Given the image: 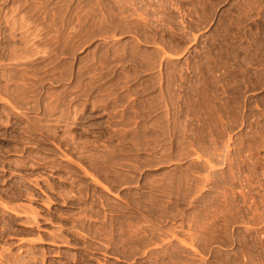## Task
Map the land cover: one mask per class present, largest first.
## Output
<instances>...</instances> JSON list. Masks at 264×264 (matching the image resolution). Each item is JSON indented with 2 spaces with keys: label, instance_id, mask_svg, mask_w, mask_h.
<instances>
[{
  "label": "rangeland",
  "instance_id": "1",
  "mask_svg": "<svg viewBox=\"0 0 264 264\" xmlns=\"http://www.w3.org/2000/svg\"><path fill=\"white\" fill-rule=\"evenodd\" d=\"M33 1L41 5V1ZM57 1L51 0L49 5L54 16L49 21L51 28L48 38L50 37L49 41L52 38L50 45L54 43V48L51 47L52 45L50 46L51 50H54L51 53L54 54H52L53 57L51 58L53 61L51 60V63H48V68L44 66L46 64L43 59V52L45 54V51H42L44 39L40 36L42 35L40 31L43 28V14L40 12L37 15L38 17H31L23 7H19L20 4L15 7L9 4L3 10V15L9 18L10 16L19 18V22L23 21L17 33L18 38L22 37L24 41L12 43L15 46L18 45L17 47L20 48L21 54H23L24 49V53L27 52L25 54L28 55H22L21 58H24L20 60V62L22 61V66H18L22 68L20 70L22 71V74L20 72L22 77H19L18 71L11 76L9 67H12L11 65H13L14 61H10L12 56L10 57L8 50H4L6 52L5 56L10 57V59L5 56L0 57V206L9 203L6 206L16 207L18 212H24L25 214H31L29 213L32 210L30 208L34 206L33 210L38 211L39 218L41 217L40 222L50 223L46 224L44 222L45 224L41 225V228L43 227V230H46L45 233L44 231L36 230L37 232L35 231L33 234V232H30V228L26 229L25 227L26 218H15L11 225L10 222H4L5 220L1 219V214L0 235L3 237L0 236V252H5L4 255L8 254L2 247L6 244L11 247V252H15L24 243H26V246L27 244L30 245V240L38 236L36 234L41 235L42 233L41 236L45 235L44 238H49L48 233L50 231H57L58 233V229H62L63 231L60 230L59 233L64 231L67 233V236L64 233L68 237L67 240L72 245L75 243L73 245L74 249L45 245V248L50 247L52 249L51 253L53 254L49 253V260L53 258L64 262V259L68 257L66 255L67 251H70L68 252L70 254L88 256L91 251L89 249L92 247L91 245L89 246L91 243L89 242L88 244L87 242V248L85 246L87 244L77 240L75 238L77 234L74 235V233L79 232L78 234H80L81 230H84V236L86 234L89 240H95L96 244H98L97 246L95 244L96 247L100 245V251L99 253L97 251V255H95L98 258L94 264H152L153 262L157 264V255L161 256V254L166 255L164 256L165 261H163L166 264L172 261L173 264H186V261H189L188 258H190V256H186L190 255L188 253H193L190 261H193V258L195 260L192 264H264V0H154L155 2L160 1V6H158L157 2H152V5L156 4V8L158 11L160 10V13L157 11V14L155 5L143 7L137 0H127V3L126 0H115L116 2H121H119L121 7L119 10H123V12L120 11L118 13V18L121 13H124L120 18L124 24L127 25L128 23L127 26L132 31H127L128 27L126 25L120 27L123 24L122 22L120 24V18L119 20H112L109 14L110 10L101 9V11L103 10L102 13L101 11L99 12V8L102 6L93 10L88 6L89 2L86 0H70L66 5L63 4L64 2L57 4ZM81 1L88 3V5L84 4L87 11L83 7V3L80 5ZM128 1L133 2L135 5L130 4L131 7ZM122 2H125L126 5L124 3L123 6ZM205 2H207V6H205ZM0 3L2 4V2ZM76 5L80 8L75 11L77 9ZM128 5L130 8H128ZM137 5L140 6L139 8H148V10L138 8L143 11L140 13L138 9H134ZM126 6L127 10H124ZM151 6L155 11H150L152 9ZM73 7L75 8L73 9ZM88 7L92 10V13ZM131 8L133 9L131 10ZM71 9L74 10L72 13ZM116 9H113L114 13L118 10ZM80 10L86 11L87 14L90 11L89 14L91 16L88 14L87 16L89 17H87L84 15L86 12L83 13ZM128 10L129 12H125ZM133 10L137 13H132ZM78 11L81 12L82 16L80 17L78 13L79 20L87 18L86 20H89V22L76 20L77 16L73 12ZM97 11L100 15H97ZM93 12L96 14H93ZM125 13L130 14L125 15ZM131 13L133 14L132 17H130ZM67 14L71 17L68 18ZM74 16L75 20L73 19ZM101 16L106 22L102 20ZM124 16L129 19V22L127 19L124 20ZM108 17L111 19L108 20ZM96 18L102 20L101 22H98L100 21L99 19L97 21L102 25V27L101 25L99 26L101 33L103 30L102 34L100 31H98L99 34H96L97 30H99L98 23L97 25L95 24ZM137 18L139 20L144 18L143 21L142 19L140 20L144 24L138 21ZM163 18L165 21H161ZM71 19L72 21H69ZM90 19L91 21L94 19L92 22L93 26L90 23ZM134 19L135 23H141V33L139 31L140 27L138 28L140 23L136 26L132 22ZM158 20L160 22L157 26L156 22ZM103 22L108 24L104 25ZM113 22H119V24H114ZM88 23L91 26H88ZM85 25H87V28L93 27V31L90 30L91 28H84ZM103 25L105 29L109 27L107 29L108 32L102 29ZM111 27L113 28L111 29ZM116 27H119V29ZM124 27L125 29L122 30ZM136 27L137 29H135ZM76 28H81L82 31L79 30L80 35L74 32L77 31ZM95 28L96 30H94ZM143 29H146V31L143 32ZM149 29H153L154 33ZM83 30H88L87 32L91 34L96 31L95 35L92 36L93 39H89L90 33L84 34ZM73 32L75 37L76 35L77 37L81 36L80 38H75L78 43L77 47L75 46L76 44H73L75 43L74 37L71 36ZM69 35L73 40L70 39L73 42H71V47L73 45L76 47L74 49L73 47L71 48L74 51L67 47H70L71 44L66 41ZM83 35H86L87 38L86 36L83 37ZM146 39L149 41L147 42ZM65 41L67 43L64 48ZM5 43L0 46H5V48L13 46ZM68 43L69 45H67ZM80 44L82 46H79ZM62 47L63 49H61ZM64 49L66 51L68 49V52H65ZM127 49L128 53L132 50L134 54H131L133 53L131 52L127 55ZM61 50H64L63 53L65 52V54H61ZM69 50L73 53L69 52ZM133 56L135 60L131 59ZM109 57H112V59H109ZM99 58L103 61H100ZM106 58L111 61H107ZM123 58L126 59L123 60ZM136 59L138 62H136ZM150 62L154 63V66ZM145 64L147 67L141 66L139 68V65ZM91 67L93 68L91 69ZM23 68L26 71L25 73H23ZM8 73L10 74L9 76ZM13 76L15 78H12ZM127 76L130 77L128 78ZM8 78L12 79H9L7 83ZM31 79L36 83H33L34 81ZM32 84H34V87H29ZM98 86H100L103 93L97 89ZM170 86L173 88L171 89ZM89 87L94 90L89 89ZM105 87H109V90ZM147 89L148 91H146ZM174 94H176L177 101L175 107L168 105V103L171 104V99L169 98ZM153 99H156L155 106L158 108L152 105L154 104ZM151 100L152 103H150ZM102 102L106 105L102 104ZM144 105L148 109L150 107V113H147L149 115L145 114L146 120H144L146 117L143 116V113L149 111ZM141 108L146 109V111L144 110L142 113ZM173 108L176 109L175 112ZM135 110L139 112L138 116L136 115L137 119L134 116L136 114ZM155 116L163 117L164 120L161 119L163 124L171 120L170 124H167V127L172 126L171 133L169 132L171 128H165L166 125H161L159 123L160 119L157 117L159 119L158 122ZM128 117H131L130 120L132 119L134 122L127 120ZM134 117L137 122L133 119ZM149 117L150 119H148ZM123 119L128 121L126 122L128 126ZM154 119L157 122L156 124L159 123L157 127ZM120 120L123 121L121 122ZM173 120L178 124L174 125L172 123ZM159 126L160 128H158ZM162 126L164 127L163 129ZM154 129H158L160 133ZM159 129L164 131L162 133V135L164 134L163 137L161 135L162 130L160 131ZM165 132L167 133L166 135ZM123 133L127 134V136ZM123 135L124 138L122 139ZM157 135L158 137H156ZM155 140L157 144H155ZM140 161L144 162L141 163ZM117 176L125 178L122 180V177L119 179ZM129 176H132L133 180L131 177L129 179ZM37 180H39L38 183ZM35 181L38 185L34 183ZM116 181H121L120 185L122 184V186H118L117 184L119 183ZM124 181H128L129 184L123 185ZM159 182L162 185L161 188L159 187L160 190L162 191L163 188L166 194H163L165 191L161 193L159 188H157ZM168 183H171L172 186ZM67 186L70 190L66 188ZM62 187L66 188L67 192ZM152 187L155 189L151 191ZM25 189L27 191L29 189L33 193L27 192ZM60 190L64 192L62 191V193ZM13 191L17 192V196ZM79 192L80 194L78 195ZM35 193L36 197L34 198L33 195ZM151 193L154 194L151 195ZM156 193L158 196L155 195ZM11 194L15 198L9 197ZM23 194L33 195L28 198V195L23 196ZM63 195L67 199L64 198L65 196L62 197ZM48 196L51 197V202L53 203L50 202ZM135 196H137L138 201H134L136 199ZM162 196L163 198H161ZM11 197L13 200H11ZM141 197L144 200L147 199L146 203L144 200H140ZM127 198L129 201L131 199V202L127 201ZM155 198L157 200L160 198V200L157 201ZM105 201L106 204L109 201L107 205ZM151 201H154L160 209ZM160 201L163 203H160ZM45 202L47 205L44 204ZM135 202H138L137 204H139L138 207L140 208H136L137 206L135 205L137 204ZM48 203H51L50 207ZM150 203L154 204L149 206L151 210L148 207ZM3 205L0 207V213H2ZM119 205H122L123 211L126 206V210L123 212L121 208H118ZM162 205H166V207ZM142 206H146L147 210L146 207L143 208ZM86 207L90 210L89 216L94 215L91 212L96 211V208L97 211L93 213L98 214L91 216L90 219L88 216L89 210ZM161 207H163L162 211L164 214L161 211ZM47 208L49 209L48 211ZM165 208L166 212L164 211ZM28 210L30 211L27 212ZM66 211L69 213L67 214ZM119 211L123 216L128 214L127 216L125 215V219L120 215ZM79 212L86 213H83L85 217ZM47 213L54 215L50 218V214L48 215ZM73 213L76 216H82L86 221L81 217L82 221L79 220L80 218L75 217ZM47 216L50 220H48ZM70 217H72L71 220ZM115 218L118 219V222L120 221L119 224L122 223L121 225L124 228L125 225L127 226L125 228L126 234L129 232L133 236V232L137 231L138 235L134 232V237L136 238L131 235V237L129 235L125 236L123 228L119 229L117 227L119 224L115 221L117 220ZM6 219L9 218L6 217ZM127 219L129 226L125 224ZM21 220H25L23 223L20 222L22 225L19 223ZM51 221L53 222L52 225ZM76 221L81 228L83 227L82 229L77 223H74ZM6 223L11 225L7 224L8 228H11L12 235H10L11 231L7 228ZM72 223L78 225L75 226L79 230L75 226L72 227ZM99 223L101 224L100 226L104 225L105 227L109 223L110 225L104 229V226L98 227ZM112 223L117 228L116 233L114 232L115 229L111 228L114 226ZM136 224L140 225V227H137ZM87 226L91 228L89 229ZM94 226L101 233L97 237L98 241L90 238V235H93L91 229H96ZM144 226L148 229V231L145 229L148 234L143 231ZM158 226L163 231H158ZM129 227L133 231H130ZM135 227L139 230H136ZM149 227L155 228L150 238L151 242L148 235H151L152 229H149ZM68 228L71 229L69 230ZM102 228L105 232L101 231ZM109 229L113 230L111 231V238H104L103 234L110 237V233L106 231H110ZM72 231L75 232L72 234ZM117 231H120L121 235L125 237L121 236L120 239V234ZM20 232L21 234L23 232V234L21 235ZM158 232L159 234L156 235ZM161 233H164L165 236H162ZM114 234L118 235V242L123 244V246L116 242L117 235L115 237ZM80 235H83V233ZM160 235L161 237H159ZM171 235L176 237L172 239ZM126 237H129V240ZM137 237H140V239L136 240ZM152 237H155L154 239L158 238L156 242L159 243H162L160 240L168 243L170 242L168 241L169 239L171 242L169 244L162 243L161 246L158 245L157 249V245H154L157 243L152 240ZM22 239L23 242L21 241ZM24 239H29V242ZM107 239H110L108 244L106 243ZM130 239H135L134 241L131 240L132 246L125 248L127 244L128 246L131 244ZM143 239H146L145 241L148 240L147 243L154 242L153 245L147 244L150 249L148 247L146 249V244L143 245V243H146ZM10 240L12 245L8 243ZM104 240L106 241L104 242ZM100 241L102 242L100 243ZM136 241H138V244L143 242L141 244L145 247H140L142 245H138ZM181 241L183 245L180 243ZM115 242L119 246L112 244ZM184 242L188 243L186 245L191 242L193 244L188 247ZM171 243L174 248L170 246L172 245ZM83 244H85L84 248L82 247ZM176 244L177 246H174ZM7 245L5 248L8 247ZM101 245H105L103 250ZM167 245L169 247L166 249ZM24 246L22 248H25ZM178 246L183 250L182 252H180L181 249ZM191 247L193 248L190 249ZM130 248L132 250L134 248L133 252ZM109 249L110 251L117 249L118 252H110ZM187 249L192 252L190 250L187 251ZM139 250L143 251L141 252L142 254L139 253ZM157 250H163L165 253H155ZM167 250L168 252L172 251V255L170 253L168 255ZM174 250L178 251V254L174 253ZM56 251L61 252L62 256L55 257ZM150 251L155 252L151 253ZM185 251L188 253L186 254ZM133 253L134 255H131ZM121 254L122 256H120ZM176 255L179 257H176ZM170 256L175 257V259L171 260ZM148 258H151V262ZM180 258L183 259V262ZM163 262L161 264H165Z\"/></svg>",
  "mask_w": 264,
  "mask_h": 264
},
{
  "label": "bare ground",
  "instance_id": "2",
  "mask_svg": "<svg viewBox=\"0 0 264 264\" xmlns=\"http://www.w3.org/2000/svg\"><path fill=\"white\" fill-rule=\"evenodd\" d=\"M35 1H38V0H35ZM39 1H41V3H40L41 5H39L38 2H37V3L34 2L33 0H0V2H2V4L0 3V6H1V7H0V42H1L0 45H1L2 43H4V42H6L5 44L9 43L10 45H11V44L13 45V46H8V47H6V48H5V46H2V47H4V48H2V47L0 46V57L6 55V52L4 51V50L6 49V50H8L7 52H8V54L10 55V57L12 56L10 61L13 60L14 63L16 62L15 64L13 63V65H11L12 67H9V68H10V72H11V73H10L11 76H12V74H14L15 72L18 71L17 73L19 74V77H22V76L20 75V72H21V74H22V71H20V70H22V68H19L18 66H22V61L20 62V60H21V59H24V58H21V57H22V55H24V54L27 53V52L24 53V49H23V52H22L23 54H21L20 48L17 47L18 45L16 44L17 46H15V44L12 43V42H14V43L20 42V41L23 39L22 37H21V38H18V33H17V30H18L19 28H21L20 25L22 24L23 21L21 20L22 22H19V18L11 17V16H10V18H9V17H7L6 15H3V14H4V12H3L4 7L7 6V5H9V4H12V6H14V7H15L16 5H18V4H20V6H19V5H18V6H19V7H23V8L27 11V13L30 14L31 17H35V16H37L38 13H40V12H41V14H43V15H42V16H43V17H42V18H43V23H42L43 28H42V31H40V32H42V35H40V36H42V39H44V43H43V46H42V47H44V48H43V50H42V48H41V50H42V51H45V54H44V52H43V56H44L43 59H44V61H46V62H45L46 64L44 63V64H45L44 66L47 67V66H48V63H49V62L51 63V60H52L51 58L53 57L52 54H54V53H51V52H54V50H53V51L51 50V47L54 48V47H53V44H54V43H51L52 46L50 45V42H51V39H52V38H51L50 41H49V38H50V37L48 38V35L50 36V34H49V30H50V28H51V27H50L51 24H50L49 21H50V19L54 16V14L52 13L51 9L49 8V5L51 4V0H39ZM86 1L89 2V5H88V3H86V2L84 3V2H82V1H81L80 5L83 3V7H84V4H87V5H88L91 9H93V10L96 9V8H99L100 6H102L103 8H102V7L99 8V12L101 11V9H107V10H110V13H109V14H110L112 20H113V19H114V20H116V19L119 20V18L123 16L122 14H124V13H121L120 17L118 18V16H119L118 13H119L120 11L123 12V10H119V8L121 9V7H120V3H121V2H120V1H119L120 3H119V2H116V1H118V0H116V1H115V0H114V1H113V0H89V1L86 0ZM122 1H123V0H122ZM131 1H132V0H131ZM134 1H136V0H134ZM137 1L140 3V5H143V7H146V6L148 7L149 5H152V2H155L154 0H137ZM165 1H166V0H165ZM165 1H164V2H165ZM167 1H168V0H167ZM207 1H208V0H207ZM60 2H61V3L64 2L63 4L66 5V3H67V2L69 3L70 0H58V1H57V4H59ZM156 2H157V1H156ZM156 2H155V3H156ZM161 2H162V1H161ZM5 3H6V4H5ZM61 3H60V4H61ZM74 3H75V2H74ZM111 3H113V4L111 5ZM124 3H125V2H122V5H123ZM126 3H127V0H126ZM126 3H125L124 5H126ZM135 3H136V2H135ZM139 3H138V4H139ZM165 3H167V2H165ZM52 4H53V3H52ZM76 4H77V3H76ZM128 4H129V5H130V4L132 5L133 2L128 1ZM136 4H137V3H136ZM157 4H158V6H160V1H158ZM163 4H164V3H163ZM205 4H206L205 6H207V2H205ZM67 5H68V4H67ZM78 5H79V4H78ZM124 5H123V6H124ZM129 5H128V8H130V6H131V5H130V6H129ZM134 5H135V4H133V6H134ZM144 5H145V6H144ZM154 5H155V6H154ZM154 5H152V6H154V7L156 8V4H154ZM161 5H162V4H161ZM172 5H173V3H172ZM40 6H41V7H40ZM68 6H69V5H68ZM152 6H151V7H152ZM162 6H164V5H162ZM165 6H166V4H165ZM71 7H72V5H71ZM85 7H86V6H85ZM85 7H84V8H85ZM89 7H88V8H89ZM131 7H132V6H131ZM139 7H140V6L137 5V6H135L134 9H138ZM74 8H75V7H73V9H74ZM76 8H77V9H75V11L78 10V8H80V7H77V5H76ZM81 8H82V7H81ZM84 8H83V9H84ZM90 8H89V10H91ZM115 8L118 9V10L116 9V10H117V11H115L116 13H114V10H113V9H115ZM158 8L160 9V7H158ZM161 8H162V7H161ZM203 8H204V7H203ZM206 8H207V7H206ZM85 9H86V8H85ZM132 9H133V8H131V10H132ZM139 9H142V10H143V9H145V8H139ZM139 9H138V10H139ZM149 9H150V8H149ZM156 9H157V8H156ZM40 10H42V11H40ZM97 10H98V9H97ZM124 10H127V6H126V9H124ZM131 10H130V11H131ZM145 10H148V8H146ZM145 10H144V11H145ZM152 10H153V7H152V9H150V11H152ZM69 11H70V10H69ZM72 11H74V10L71 9V13H72ZM80 11H81V10H80ZM82 11H83V10H82ZM82 11H81V12H82ZM86 11H87V9H86ZM86 11H83V13L86 12ZM102 11H103V10H102ZM102 11H101V13H102ZM153 11H155V10H153ZM157 11H158V9L156 10V14H157ZM81 12H79V11H78V12H75V13H77V14H75V13L73 12V14H74L75 16H77L78 13L80 14ZM88 12L90 13V11H88ZM94 12H95V11H94ZM94 12H93V14H96V13H94ZM97 12H98V11H97ZM99 12L97 13V15H98V14L100 15ZM107 12H109V11H107ZM125 12H129V10H128V11H125ZM133 12H135V11L133 10L132 13H133ZM139 12L141 13V12H143V11L139 10ZM69 13H70V12H69ZM71 13H70V15H72ZM89 13H88V14H89ZM91 13H92V10H91ZM132 13H131V16L129 15L130 17H132V15H133ZM135 13H137V12H135ZM140 13H138V14L140 15ZM144 13H145V15H146V11H145ZM151 13H152V12H151ZM151 13H149V14H151ZM158 13H160V10L158 11ZM88 14H87V12H86L84 15L87 16ZM93 14H92V16H93ZM126 14L128 15V14H130V13H125V15H126ZM154 14H155V13H154ZM154 14H152V16H153ZM156 14H155V15H156ZM68 15H69V14H67V16H68ZM82 15H83V14H82ZM89 15L91 16V14H89ZM97 15H95V16H97ZM103 15H105V14L103 13ZM106 15H107V14H106ZM142 15H144V14L142 13ZM147 15H148V13H147ZM155 15H154V17H155ZM160 15L162 16V14H160ZM75 16L73 17L74 20L76 19ZM86 16H85V17H86ZM107 16H108V15H107ZM107 16H106V17H107ZM134 16H135V14H134ZM149 16H150V15H149ZM158 16H159V14H158ZM158 16H157V17H158ZM37 17H38V16H37ZM69 17H71V16H68V18H69ZM78 17H79V16H77V19H76V20H78V21H80V22H81L82 20H83V22H84V21H88V22H89V20H86L87 18H85V17H84L85 20H84V19L79 20ZM80 17H82L81 14H80ZM87 17H89V16H87ZM101 17H102V16H101ZM104 17H105V16H104ZM136 17H137V16H136ZM138 17H139V16H138ZM140 17H142V16L140 15ZM143 17H144V16H143ZM162 17H164V16H162ZM162 17H161V18H162ZM91 18H92V17H91ZM93 18H94V17H93ZM111 18L108 17L107 19L109 20V19H111ZM123 18H124V20L127 19V17H125V16H124ZM128 18H129V17H128ZM134 18H135V17H134ZM147 18H149V17L147 16ZM96 19H97V20H96V23L94 22L96 25H97L98 22H101L102 20L105 21V19H104L103 17H102V20L99 19V18H96ZM98 19H99L100 21H98ZM107 19H106V20H107ZM137 19H138V21H140L141 19H142V21H143L144 18H141L140 20H139V18H137ZM137 19H136V20H137ZM157 19H158V18H157ZM159 19H160V18H159ZM108 20H107V21H108ZM118 20H117V21H118ZM121 20H122V19L120 18V20H119L120 24L123 23V20H122V21H121ZM127 20H128V22H129V19H127ZM145 20H146V18H145ZM69 21H72V19L69 20ZM90 21H91V19H90ZM93 21H94V19L90 22L91 25L93 24V23H92ZM97 21H98V22H97ZM117 21H115V22H117ZM142 21H140V22H142ZM148 21H149V20H148ZM156 21H157V20H156ZM161 21H165L164 18H163V20H161ZM80 22H78V23H80ZM105 22H106V21H105ZM119 22H118V23H114V22H113V23H114V24H119ZM121 22H122V23H121ZM132 22H133L134 24H136V26H138L139 23H140V22H139V23H137V22L135 23V19H134ZM159 22H160L159 20H158V22H156V23H157V26H158ZM70 23H71V22H70ZM70 23H68V24L71 25ZM78 23H77V25H78ZM103 23H104V22H103ZM113 23H112V24H113ZM126 23H127V22H126ZM146 23H147V22H146ZM88 24H89V23H88ZM88 24H87V25H88ZM105 24H106V23H104V25H105ZM107 24H108V23H107ZM107 24H106V25H107ZM110 24H111V20H110ZM129 24H130V23H129ZM134 24H132V26H133ZM142 24H144V23L142 22ZM77 25H76V27L79 28V27H78L79 25H78V26H77ZM80 25L82 26V24H80ZM87 25H85L86 27L84 26V28H87ZM91 25L89 24L88 26H91ZM100 25H101V23H100V24L98 23V25H97L98 28H99ZM104 25H103V28H102V29H104V30L107 31V29H109V27L106 26L107 28L105 29V28H104ZM123 25H126V24L123 23L122 26L120 25V27H123ZM127 25H128V23H127ZM127 25H126V27H128ZM145 25H146V24H145ZM147 25H148V24H147ZM92 26H93V25H92ZM97 26H96V27H97ZM111 26H115V25H111ZM117 26H119V25H117ZM140 26H142L141 23H140V25L138 26V28H139ZM155 26H156V24H155ZM37 27H38V26H37ZM101 27H102V25H101ZM134 27H135V25H134ZM77 28H76L77 31H74V32H76V34H77V33L79 34V30H80V31H82V30H81V28H80V29H77ZM88 28H91L90 30L93 29V27H88ZM88 28H87V29H88ZM98 28H97V29H98ZM112 28H113V27H111V29H112ZM116 28L119 29V27H116ZM131 28H133V27H131ZM145 28H146V27H145ZM147 28H148V27H147ZM149 28H150V26H149ZM158 28H159V27H158ZM124 29H125V27H124L122 30H124ZM135 29H137V27H136ZM139 29H140L139 31H140V33H141V32H142V31H141L142 28L140 27ZM94 30H96V28H95ZM120 30H121V29H120ZM128 30L132 31V29H130L129 27H128L127 31H128ZM149 30H150V29H149ZM154 30L156 31L155 28H154ZM154 30L151 29L150 31H152V33H154ZM83 31L85 32L84 34H89V33H90V32H89V33L87 32L88 30H86V31L83 30ZM92 31H93V30H92ZM98 31H100V33H101L100 28H99V30H97V33H96V31H94L93 34L90 33L91 38H90V36L88 35V36H89V39H93L92 36L95 35V33H96V34H99ZM106 31H104V32H106ZM136 31H137V30H136ZM136 31H135V32H136ZM145 31H146V29H145V30L143 29V32H145ZM40 32H39V34H40ZM74 32H73V35L75 34ZM107 32H108V31H107ZM107 32H106V33H107ZM109 32H110V31H109ZM124 32H125V31H124ZM80 33H82V32H80ZM102 33H103V30H102ZM102 33H101V34H102ZM146 33L148 34V32H146ZM149 33H150V32H149ZM157 33H158V32H157ZM82 34H83V33H82ZM136 34H137V33H136ZM138 34H139V32H138ZM138 34H137V35H138ZM144 34H145V33H144ZM144 34H142V35L145 36ZM155 34H156V33H155ZM155 34H154V35H155ZM73 35H71V36L74 37V42H75V43L72 42L73 40L71 39L70 35L68 36V38L70 37L69 40H67L68 38H66V41L69 42V43L72 42L73 44H76L75 46L77 47V44H78V43L75 41V38L77 39L79 36L77 37V35H76V37H75V35H74V36H73ZM79 35H80V34H79ZM139 35H140V34H139ZM149 35H150V34H149ZM149 35H147V36H149ZM84 36H86V35H83V37H84ZM143 36H142V37H143ZM151 36H152V34H151ZM80 37H81V36H80ZM80 37H79V38H80ZM140 37H141V36H140ZM154 37H157V36H154ZM86 38H87V36H86ZM145 38H146V37H145ZM147 38H148V37H147ZM151 38H152V37H151ZM70 39H71L72 41H71ZM149 39H150V38H149ZM153 39H155V38H153ZM156 39H157V38H156ZM146 40H147V39H146ZM150 40L152 41V39H150ZM22 41H24V40H22ZM66 41H65V44L63 45V47L66 45V43H67ZM138 41H139V39H138ZM138 41H137V42H138ZM144 41H145V40H144ZM148 41H149V40H147V42H148ZM155 41H156V40H155ZM69 43H68L67 45H69ZM72 43L70 44V47L67 46L69 49H71L72 47H73V49H74V47H75L74 45L71 47ZM80 43H81V42H80ZM145 43H146V41H145ZM154 43H155V42H154ZM20 44H21V43H20ZM20 46H21V45H20ZM50 46H51V47H50ZM79 46H82V45L80 44ZM63 47H62L61 49H63ZM65 47H66V46H65ZM65 47H64V48H65ZM76 47H75V48H76ZM132 47H133V46H132ZM132 47H131V49H132ZM134 47H135V46H134ZM2 49H3V50H2ZM21 49H22V48H21ZM73 49H71V50L74 51ZM131 49H130V50H131ZM64 50H65V52H68V49H67V51H66V49H64ZM64 50H63V51H64ZM71 50H69V52H72ZM132 50H134V48H133ZM132 50H131L129 53L133 52ZM1 51H4V52H1ZM19 51H20V52H19ZM25 51H26V50H25ZM63 51L61 50V52H62L61 54H65V52L63 53ZM159 52H160V51H159ZM72 53H73V52H72ZM127 53H128V49H127ZM129 53H128L127 55H129ZM124 54H126V53H124ZM131 54H134V52L131 53ZM135 54H136V52H135ZM138 54H139V53H138ZM138 54H137V55H138ZM25 55H28V54H25ZM122 55H123V54H122ZM134 56L136 57V55H134ZM134 56H133V58H131V59H134V60H135ZM5 57L8 58L7 56H5ZM10 57H9L8 59H10ZM119 57H122V56H119ZM123 57H124V56H123ZM126 57H127V56H126ZM129 57H130V56H129ZM127 58H128V57H127ZM2 59H3V58H2ZM104 59H105V58H104ZM109 59H112V57H111V58L109 57ZM109 59L107 60V58H106L107 61H109ZM117 59H118V57H117ZM119 59H120V58H119ZM124 59H126V58H123V60H124ZM16 60H19V61H16ZM99 60L101 61L102 59L99 58ZM129 60H130V59H129ZM134 60H133V61H134ZM0 61H1V58H0ZM52 61H53V60H52ZM102 61H103V60H102ZM110 61H111V60H110ZM110 61H109V62H110ZM98 62H99V61H98ZM136 62H138L137 59H136ZM140 63H141V62H140ZM150 63H151V62H150ZM27 64H28V63H27ZM137 64H138V63H137ZM146 64H147V63H146ZM146 64H145V65H139V68H140L141 66H146V67H147L148 64H147V65H146ZM151 64H152V63H151ZM152 65L154 66V63H153ZM49 66H50V65H49ZM148 66H151V65L149 64ZM46 67H43V68H46ZM146 67H145V68H146ZM47 68H48V67H47ZM47 68H46V69H47ZM92 68H93V67H91V69H92ZM151 68H152V67H151ZM153 68H154V67H153ZM7 69H8V68H7ZM46 69H45V70H46ZM88 69H89V67H88ZM147 69H148V68H147ZM23 70H24L23 73H25L26 71H25L24 68H23ZM4 71H5V70H4ZM47 71H49V70H47ZM47 71H46V72H47ZM8 72H9V71H8ZM17 73H16V74H17ZM3 74H5V73H3ZM10 74L8 73V76H9ZM16 74H15V75H16ZM18 74H17V75H18ZM49 74H50V73H49ZM17 75H16V76H17ZM46 75H48V74H46ZM46 75H45V76H46ZM11 76H10V77H11ZM23 76H24V75H23ZM45 76H44V77H45ZM127 77H128V76H127ZM129 77H130V76H129ZM129 77H128V78H129ZM12 78H15V77L13 76ZM12 78H8L7 83L9 82V79H12ZM125 78H126V76H125ZM31 80H33V79H31ZM10 81H11V80H10ZM33 81H34V80H33ZM126 81H128V80H126ZM119 82H120V81H119ZM119 82H118V83H119ZM13 83H14V81H13ZM15 83H16V82H15ZM33 83H36V82L34 81ZM120 83H121V82H120ZM17 85H18V83H17ZM91 85L93 86V84H91ZM13 86H14V85H13ZM32 86L34 87V84H32L31 86L29 85V87H31V88H32ZM151 86H152V85H151ZM167 86H168V85H167ZM16 87H17V86H16ZM16 87H15V88H16ZM94 87H95V86H94ZM148 87H150V86H148ZM148 87H147V88H148ZM15 88H14V89H15ZM17 88H18V87H17ZM17 88H16V89H17ZM105 88H107V90H109V89H108L109 87H105ZM151 88H152V87H151ZM166 88H167V87H166ZM170 88H171V86H170ZM172 88H173V87H172ZM172 88H171V89H172ZM89 89H91V88L89 87ZM97 89H98V90H101L100 86H98ZM102 89H103V87H102ZM29 90H30V89H29ZM91 90H94V89H91ZM103 90H104V89H103ZM129 90H130V89H129ZM129 90H128V92H129ZM18 91H19V90H18ZM95 91H96V90H95ZM101 91H102V90H101ZM105 91H106V90H105ZM146 91H148V89H147ZM172 91H174V90H172ZM96 92H97V91H96ZM98 92L100 93V91H98ZM106 92H107V91H106ZM133 92H134V91H133ZM143 92H144V91H143ZM170 92H171V91H170ZM101 93H103V91H102ZM166 94H167V93H166ZM169 97H170V96H169ZM122 98H123V97H122ZM169 99H171V102L169 101L171 104L168 103V105H171V106L175 107V106H176V103H177V101H176V94L172 95V97H170ZM118 100H119V99H118ZM121 100H122V99H121ZM105 101H106V100H105ZM112 101H113V100H112ZM153 101H154V104H152V105L155 106V104H156V102H155L156 99H155V100L153 99ZM103 102H104V101H103ZM103 102H102V104L106 103V102H104V103H103ZM116 102H117V101H116ZM116 102H115V103H116ZM134 102H135V101H134ZM134 102H133V103H134ZM107 103H108V102H107ZM150 103H152V100L150 101ZM157 103H159V102H157ZM160 103H162V102H160ZM136 104H137V103H136ZM165 104H166V102H165ZM104 105H106V104H104ZM108 105H109V104H108ZM112 105H113V104H112ZM117 105H118V104H117ZM130 105H131V104H130ZM142 105H143V104H142ZM148 105H149V104H148ZM152 105H151V106H152ZM157 105H158V104H157ZM168 105H167V106H168ZM99 106H100V105H99ZM144 106H145V105H144ZM149 106H150V105H149ZM102 107H104V106H102ZM105 107H106V106H105ZM108 107H109V106H108ZM112 107H113V106H112ZM145 107H147V106H145ZM155 107H157V106H155ZM159 107H160V106H159ZM169 107H170V106H169ZM151 108H152V107H151ZM153 108H154V107H153ZM157 108H158V107H157ZM104 109H105V108H104ZM106 109H107V108H106ZM147 109H148V107H147ZM149 109H150V107H149ZM149 109L147 110V111H149V112H144V113H143V111H144V110L146 111V109H142V108L140 109V110L142 111V113L144 114V115H143L144 117H146L145 114L150 113V110H149ZM155 109H156V108H155ZM140 110H138V111H140ZM173 110H174V112L176 111L175 108H173ZM111 111H112V110H111ZM135 112H136V110H135ZM138 113H139V112H136V114H134V113H133V114H134V116H136V115L138 116ZM142 113H141V115H142ZM151 113H153V112H151ZM113 115H114V114H113ZM125 115H126V114H125ZM147 115H149V114H147ZM155 115H156V114H155ZM158 115H159V114H158ZM167 115H168V114H167ZM174 115H175V113H174ZM174 115H173V117H174ZM137 116H136V119H137ZM152 116H154V115H152ZM123 117H124V116H123ZM139 117H140V114H139ZM150 117H151V116H150ZM150 117H149L148 119H150ZM155 117H156V116H155ZM157 117L160 119V122L158 121L159 119H158ZM157 117H156V118H157L156 120H157L161 125H163V126H164V124H165V125H166L165 128L170 129V128L172 127V126H171V127H167V124H168L171 120H168V123H167V122H166V123L164 122V124H163V123H161V119H163V117H162V118H160L161 116H160V117L157 116ZM124 118H125V117H124ZM130 118H131V117H130ZM130 118L128 117L127 120H128V119L130 120ZM141 118H142V117H141ZM152 118H154V117H152ZM152 118H151V120H153ZM164 118H165V116H164ZM174 118H175V117H174ZM125 119H126V118H125ZM133 119H135V117H134ZM136 119H135V121H136ZM139 119H140V118H139ZM143 119H144V118H143ZM146 119H147V117H146L144 120H146ZM176 119H177V118H176ZM123 120H124V119H123ZM123 120H120V121L122 122ZM127 120H126V121L124 120L125 123L128 122ZM131 120H132V119H131ZM131 120H130V121H131ZM154 120H155V119H154ZM156 120H155V124L157 123ZM163 120H164V119H163ZM174 120H175V119H174ZM174 120H173L172 123H173L174 125H175V124H178L177 122L175 123V121H177V120H175V121H174ZM130 121H129V122H130ZM132 121H133V120H132ZM133 122H134V121H133ZM133 122H132V125H133ZM136 122H137V121H136ZM118 123H119V122H118ZM123 123H124V122H123ZM123 123H121V124H123ZM143 123H144V122H143ZM143 123H141V124H143ZM153 123H154V122H153ZM159 123H158V124H159ZM126 124H127V123H126ZM136 124H137V123H136ZM136 124H134V125H136ZM138 124H139V123H138ZM145 124H146V122H145ZM158 124H156V127H157ZM169 124H170V123H169ZM173 124H172V125H173ZM123 125H125V124H123ZM129 125H130V124H129ZM143 125H144V124H143ZM143 125H142V126H143ZM127 126H128V124H127ZM138 126H139V125H138ZM163 126H162V129L164 128ZM168 126H169V125H168ZM135 127H136V126H135ZM140 127H141V126H140ZM152 127H153V126H152ZM154 127H155V125H154ZM174 127H175V126H174ZM177 127H178V126H177ZM177 127H176V128H177ZM141 128H142V127H141ZM158 128H160V126H159ZM138 129H139V128H138ZM162 129H161V130H162ZM177 129H178V128H177ZM135 130H136V129H135ZM149 130H150V129H149ZM152 130H153V129H152ZM154 130H155V129H154ZM159 130H160V129H159ZM161 130H160V131H161ZM171 130H172V128L170 129V131H169V130H168V131L171 133ZM138 131H139V130H138ZM155 131L159 132L158 129H156ZM175 131H176V130H175ZM116 132H117V131H116ZM129 132H130V131H129ZM147 132H148V131H147ZM166 132H167V131H166ZM166 132H165V135L167 134ZM176 132H177V131H176ZM176 132H175V133H176ZM126 133H127V132H126ZM159 133H160V132H159ZM162 133H164L163 130H162V132H161V135H162ZM123 134L125 135V133H123ZM130 134H131V132H130ZM157 134H158V133H157ZM173 134H174V129H173ZM124 135H123V137L121 136L122 139L124 138ZM151 135H152V134H151ZM155 135H156V133H155ZM161 135H159V137H161ZM163 135H164V134H163ZM163 135H162V137H163ZM125 136H127V134H126ZM128 136H129V134H128ZM135 136H136V135H135ZM156 137H158V135H157ZM156 137H155V139H156ZM173 137H174V136H173ZM126 139H127V138H126ZM159 139H160V138H159ZM123 141H126V140H123ZM153 141H154V140H153ZM157 141H158V140H157ZM158 142H159V141H158ZM153 144H154V143H153ZM155 144H157V143H156V140H155ZM158 144H159V143H158ZM146 145H147V144H146ZM104 157H105V156H104ZM105 158H108V157L106 156ZM112 159H114V158H112ZM23 162H24V160H23ZM23 162H22V163H23ZM107 162H108V161H107ZM114 162H115V160H114ZM140 162H141V161H140ZM143 162H144V161H143ZM143 162H141V163H143ZM156 162L158 163V161H156ZM159 162H160V161H159ZM103 163H104V162H103ZM105 163H106V161H105ZM115 163H116V162H115ZM117 163H119V162H117ZM141 163H140V164H141ZM153 163H155V162H153ZM157 163H156V164H157ZM150 164H152V163L150 162ZM103 165H104V164H103ZM142 165H144V164H142ZM145 165H146V164H145ZM152 165H153V164H152ZM154 165H155V164H154ZM22 166H23V165H22ZM123 166H124V165H123ZM149 166H150V165H149ZM24 167H25V166H24ZM102 167H103V166H102ZM105 169H106V168H105ZM71 172H72V171H71ZM30 176H31V175H30ZM117 177H118V176H117ZM121 177H122V176H121ZM121 177H120V178H121ZM130 177L132 178V176H129L128 178L130 179ZM24 178H26V177H24ZM118 178H119V177H118ZM120 178H119V179H120ZM124 178H125V177H124ZM124 178L122 177V180H123ZM126 178H127V177H126ZM0 179H1V178H0ZM32 179H33V178H32ZM37 179H38V178H37ZM119 179H118V180H119ZM129 179H128V180H129ZM173 179H174V178H173ZM173 179H172V180H173ZM2 180H4V179H2ZM76 180H77V179H76ZM113 180H115V179H113ZM116 180H117V179H116ZM122 180H121V181H122ZM125 180H126V179H125ZM132 180H133V178H132ZM4 181H5V180H4ZM20 181H21V180H20ZM29 181H31V180H29ZM38 181H39V180H37V183H38ZM121 181H120V182H119V181H116V182L119 183V184H117L118 186L120 185ZM129 181L131 182V180H129ZM173 181L175 182V180H173ZM173 181H172V183L175 185V183H174ZM17 182H18V181H17ZM21 182H22V181H21ZM72 182H73V181H72ZM124 182H125V181H124ZM127 182H128V181H126L125 183H123V185H124V184H129V182H128V183H127ZM154 182H155V181H154ZM156 182H157V181H156ZM14 183H15V182H14ZM26 183H27V182H25V184H26ZM34 183L36 184V181H35ZM131 183H132V182H131ZM145 183H146V182H145ZM18 184H19V183H18ZM22 184H23V183H22ZM60 184H62V183H60ZM60 184H59V185H60ZM83 184H84V183H83ZM112 184H113V183H112ZM114 184H115V183H114ZM168 184H170V185L172 186L171 183H168ZM15 185H16V183L14 184V186H15ZM19 185H21V184H19ZM19 185H18V186H19ZM27 185H28V183H27ZM36 185H38V184H36ZM52 185H53V184H52ZM62 185H63V184H62ZM71 185H72V184H71ZM117 185H116V186H117ZM141 185H143V184H141ZM148 185H151V184H148ZM152 185H153V184H152ZM18 186H17V187H18ZM30 186H31V185H30ZM85 186H86V185H85ZM120 186H122V184H121ZM145 186H146V185H145ZM161 186H162V185H161L160 182H159L158 185H157V188H159V187L161 188ZM171 186H170V187H171ZM11 187H12V186H11ZM15 187H16V186H15ZM26 187H27V186H26ZM64 187H65V185H64ZM64 187H62V188H64ZM104 187H105V185H104ZM140 187H141V186H140ZM140 187H139V188H140ZM143 187H144V186H143ZM149 187H151V186H149ZM167 187H168V185H167ZM173 187H174V186H173ZM19 188H20V187H19ZM19 188H18V189H19ZM22 188H23V186H22ZM24 188H25V186H24ZM27 188H28V187H27ZM29 188H31V187H29ZM51 188H53V187H51ZM66 188H68V186H67ZM66 188H64V190H65ZM141 188H142V187H141ZM155 188H156V183H155ZM155 188L152 187V188H151V191H152V189H155ZM160 188H159V190H160ZM171 188H172V187H171ZM13 189H14V188H13ZM15 189H16V188H15ZM20 189H21V188H20ZM60 189H61V188H60ZM68 189H69V188H68ZM71 189H72V188H71ZM164 189H166V188H164ZM22 190H23V189H22ZM25 190L27 191V189H25ZM31 190H32V188H31ZM50 190H51V189H50ZM54 190H55V189H54ZM69 190H70V189H69ZM157 190H158V189H157ZM20 191H21V190H20ZM28 191H29V189H28ZM28 191H27V192H28ZM32 191H33V190H32ZM32 191H31V192H32ZM52 191H53V189H52ZM62 191H63V190H62ZM62 191L60 190V192H62ZM65 191H66V190H65ZM72 191H73V190H72ZM72 191H70V192H72ZM160 191H161V190H160ZM160 191H159V192H160ZM163 191H165V190H163V188H162L161 193H162ZM13 192H14V191H13ZM13 192H11V193H13ZM22 192H23V191H22ZM27 192H26V193H27ZM29 192H30V191H29ZM31 192H30V193H31ZM60 192H59V194H61ZM63 192H64V191H63ZM63 192H62V193H63ZM66 192H67V191H66ZM70 192H69V193H70ZM14 193H15V192H14ZM19 193H21V192H19ZM32 193H33V192H32ZM75 193H76V192H75ZM82 193H83V192H82ZM149 193H150V192H149ZM154 193H155V192H154ZM154 193H151V195L154 194ZM9 194H10V193H9ZM15 194H16V196H17V192H16ZM79 194H80V192L78 193V195H79ZM83 194H84V193H83ZM163 194H166V191H165V193H163ZM25 195H28V194H25ZM25 195L23 194V196H25ZM32 195H33V194H32ZM32 195H28V198H29L30 196H32ZM61 195H62V194H61ZM66 195H68V194H66ZM70 195H71V193H70ZM127 195H129V194H127ZM135 195H136V193H135ZM137 195H138V194H137ZM140 195H141V194H140ZM151 195L149 194V196H151ZM155 195H157V193H156ZM10 196L14 197L12 194L9 195V197H10ZM23 196H22V197H23ZM57 196H58V195H57ZM64 196H65V195H63L62 197H64ZM68 196H69V195H68ZM74 196H75V195H74ZM81 196H82V195H81ZM101 196H102V195H101ZM138 196H139V195H138ZM157 196H158V195H157ZM157 196H156V197H157ZM160 196H161V195H160ZM12 197H11V198H12ZM18 197H20V196H18ZM18 197H16V198H18ZM33 197H34V198L36 197V193H35V195H33ZM33 197H32V198H33ZM52 197H53V196H52ZM96 197H97V196H96ZM103 197H104V196H103ZM133 197H134V196H133ZM133 197H131V198H133ZM135 197H136V199H135L134 201H138V200H137V196H135ZM153 197H155V196L153 195ZM14 198H15V197H14ZM40 198H41V197H40ZM48 198L50 199V202H51V197L48 196ZM64 198H66V196H65ZM98 198H99V197H98ZM101 198H102V197H101ZM101 198H100V199H101ZM146 198H147V197H146ZM146 198H145V199H146ZM157 198H158V197H157ZM161 198H163V196H162ZM19 199H20V198H19ZM41 199H42V198H41ZM54 199H55V197H54ZM62 199H63V198H62ZM66 199H67V198H66ZM69 199H70V198H69ZM72 199H73V198H72ZM76 199H77V195H76ZM81 199H82V197H81ZM106 199L109 200L108 198H106ZM106 199H105V200H106ZM151 199H152V198H151ZM153 199H154V198H153ZM155 199H156V198H155ZM164 199H165V197H164ZM164 199H163V200H164ZM11 200H13V198H12ZM14 200H15V199H14ZM16 200H17V199H16ZM29 200H30V199H29ZM42 200H45V199H42ZM42 200H41V201H42ZM46 200H47V199H46ZM55 200H56V199H55ZM90 200H91V199H90ZM93 200H94V199H93ZM132 200H133V199H132ZM140 200L143 201L144 199H142V197H141ZM146 200H147V199H146ZM146 200H144L145 203H146ZM148 200H149V199H148ZM156 200H157V199H156ZM156 200H155V201H156ZM158 200H160V198H159ZM158 200H157V201H158ZM163 200H162V201H163ZM17 201H18V200H17ZM36 201H37V200H36ZM57 201H59V200L57 199ZM63 201H64V200H63ZM66 201H67V200H66ZM71 201H72V200H71ZM73 201H74V200H73ZM127 201H129L128 198H127ZM157 201H156V203H157ZM162 201H160V203H161ZM3 202H4V201H3ZM33 202H34V201H33ZM37 202H38V201H37ZM43 202H44V201H43ZM46 202H47V201H46ZM46 202H45L44 204H46ZM59 202H60V201H59ZM102 202H103V201H102ZM108 202H109V201H108ZM108 202H107V204H108ZM129 202H131V199H130ZM148 202H149V201H148ZM151 202H154V201H151ZM164 202H165V201H164ZM10 203H11V202H10ZM15 203H16V202H15ZM15 203H14V204H15ZM30 203H31V202H30ZM34 203H35V202H34ZM51 203H53V202H51ZM51 203H48L49 207H50V204H51ZM63 203L65 204V202H63ZM74 203H75V202H74ZM74 203H72V204L75 205ZM135 203L137 204L138 202H135ZM156 203L154 202V204H156ZM160 203H159V204H160ZM162 203H163V202H162ZM7 204H9V203H7ZM7 204H6V205H7ZM64 204H63V205H64ZM68 204H69V201H68ZM70 204H71V203H70ZM105 204H106V201H105ZM107 204H106V205H107ZM128 204H129V203H128ZM131 204H132V203H131ZM133 204H134V203H133ZM140 204H142V203H140ZM143 204H144V203H143ZM143 204H142V205H143ZM152 204H153V203H152ZM152 204L150 203V205H148V207L154 205V204H153V205H152ZM164 204H165V203H164ZM2 205H3V204H2ZM2 205H1V206H2ZM6 205H5V204L3 205L2 213H0V216H1V214H2L1 219H2L3 221L5 220L4 222H10V223H11L12 221L14 222V219H15V218H16V219H17V218H26L27 221L25 222V227H26V229L30 228L31 230H30V229H29V230H30L31 233L33 232V234H34L36 230H37V231H44V233L46 232V230H43V229H44L43 227L41 228V225H42L45 221H43V223L40 222V218H41V217L39 218L38 211H34V210H33L34 206H33L32 204H31V205L33 206V208H30V210L32 209V210H31L32 212H31L30 210L27 211V212L30 211L29 213H31V214H25L24 212H18V210L16 209V207H10V206H6ZM17 205H18V204H17ZM19 205H20V204H19ZM46 205H47V204H46ZM91 205H92V204H91ZM93 205H94V204H93ZM138 205H139V204L135 205V206H137L136 208H140V207H138ZM145 205H146V204H145ZM160 205H161V204H160ZM1 206H0V207H1ZM109 206H110V205H109ZM114 206H117V205H114ZM133 206H134V205H133ZM133 206H132V207H133ZM162 206H163V205H162ZM164 206L166 207V205H164ZM164 206H163V207H164ZM18 207H21V206H18ZM44 207L46 208L45 205H44ZM49 207H48V208H49ZM89 207H90V206H89ZM121 207H122V205H121V206L119 205L118 208L120 209ZM127 207H128V206H127ZM132 207H131V208H132ZM142 207H143V206H142ZM144 207H146V206H144ZM144 207H143V208H144ZM156 207H158V209H160L159 206H157V204H156ZM156 207H155V208H156ZM163 207H161V211H162ZM21 208H22V207H21ZM41 208H42V207H41ZM48 208H47V211L49 210ZM86 208L89 210L88 207H86ZM94 208H95V207H94ZM94 208H93V209H94ZM116 208H117V207H116ZM128 208H129V207H128ZM35 209H37V208L35 207ZM43 209H44V208H43ZM50 209H51V208H50ZM83 209H84V207H83ZM90 209H91V207H90ZM98 209H99V208H98ZM119 209H118V210H119ZM123 209H124V208H121L122 211H123ZM149 209L151 210L150 207H149ZM153 209H154V208H153ZM153 209H152V210H153ZM37 210H38V209H37ZM85 210H86V209H85ZM91 210H92V209H91ZM125 210H126V206H125ZM125 210H124V211H125ZM129 210H131V209H129ZM140 210H141V209H140ZM144 210H145V209H144ZM146 210H147V207H146ZM155 210H156V209H155ZM0 211H1V210H0ZM40 211H41V209H40ZM51 211H52V210H51ZM86 211H87V210H86ZM96 211H97V208H96ZM96 211H93V212H96ZM98 211H99V210H98ZM114 211H115V209H114ZM124 211H123V212H124ZM142 211H143V210H142ZM161 211H160V213H161ZM164 211L166 212V208L164 209ZM27 212H26V213H27ZM61 212H62V211H61ZM66 212H67V214L69 213L68 211H66ZM93 212H91V214H94V215H95V214H98V213H93ZM119 212H120V211H119ZM131 212H132V210H131ZM156 212H157V211H156ZM158 212H159V211H158ZM162 212H163V211H162ZM39 213H40V212H39ZM53 213H54V212H53ZM53 213H52V214H53ZM59 213H60V212H59ZM59 213H57V214H59ZM64 213H65V212H64ZM79 213H80V212H79ZM83 213H84V212H83ZM83 213H80V214H83ZM87 213H88V212H87ZM100 213H101V212H100ZM116 213H117V211H116ZM120 213H121V212H120ZM126 213H128V212H126ZM129 213H130V212H129ZM9 214H10V215H9ZM11 214H12V215H11ZM47 214L49 215L50 213H47ZM62 214H63V213H62ZM65 214H66V213H65ZM65 214H63V215H65ZM73 214H74V213H73ZM80 214H79V215H80ZM84 214H86V213H84ZM84 214H83V215H84ZM89 214H90V210H89L88 216H89ZM101 214H102V213H101ZM101 214H99V215H101ZM163 214H164V212H163ZM41 215H42V214H41ZM53 215H54V214H53ZM53 215L50 214V216H51L50 218H52ZM70 215H71V214H70ZM94 215H91V216H94ZM118 215H119V214H118ZM120 215H121L122 217H124V219H125V217H126L128 214H124V216H123V214L121 213ZM125 215H126V216H125ZM42 216H43V215H42ZM57 216H59V215H57ZM57 216H56V217H57ZM74 216H75V217H79V216H76L75 214H74ZM86 216H87V215H86ZM91 216H89L90 219H91ZM96 216H97V215H96ZM130 216H131V215H130ZM130 216H129V217H130ZM141 216H142V215H141ZM6 217H8L9 219H6ZM60 217H61V216H60ZM75 217H74V218H75ZM80 217L82 218V216H80ZM80 217H79V218H80ZM83 217H85V215H84ZM116 217H117V216H116ZM118 217H119V216H118ZM131 217H132V216H131ZM43 218H44V216H43ZM47 218H48V220H50L48 216H47ZM47 218H46V219H47ZM53 218H55V217H53ZM57 218H58V217H57ZM79 218H78V219H79ZM81 218L79 219V220H81V221H82V219H85V218H82V219H81ZM112 218H113V217H112ZM127 218H128V217H127ZM141 218H142V217H141ZM26 219H25V220H26ZM71 219H72V217H70V220H71ZM115 219H117V218H115ZM119 219H120V218H119ZM124 219H122V220H124ZM129 219H130V218H129ZM131 219H132V218H131ZM25 220H23V221H25ZM48 220H46V221H48ZM60 220H61V218H60ZM79 220H78V222H79ZM113 220H114V219H113ZM136 220H137V219H136ZM3 221H2V222H3ZM17 221H18V220H17ZM23 221L21 220V221H19V223H20V222L23 223ZM53 221H54V220H53ZM72 221H73V220H72ZM85 221H86V219H85ZM85 221H83V222H85ZM110 221H111V220H110ZM115 221H117L118 224L120 223V221L118 222V219L115 220ZM131 221H132V220H131ZM4 222H3V224H4ZM15 222H16V221H15ZM51 222H52V221H51ZM70 222H71V221H70ZM83 222H82V223H83ZM94 222H95V218H94ZM112 222H113V221H112ZM123 222H124V221H123ZM125 222H126V223H125ZM125 222H124V223L127 224V225L129 226V223H127V222H128V219H127V221H125ZM129 222H130V220H129ZM137 222H138V221H137ZM19 223H18V224H19ZM45 223H46V222H45ZM45 223H44V224H45ZM48 223H50V222H48ZM48 223H46V224H48ZM74 223H77V221L74 222ZM86 223H87V222H86ZM89 223L91 224V222H89ZM95 223H96V222H95ZM113 223H114V222H113ZM113 223H112V224H113ZM115 223H116V222H115ZM7 224H8V223H6V225H7ZM15 224H16V223H15ZM20 224H21V223H20ZM52 224H53V222L51 223V225H52ZM72 224H73V223H72ZM72 224H71V225H72ZM77 224L79 225V223H77ZM83 224H84V223H83ZM121 224H122V223H121ZM121 224H119L117 227H118L119 229H121V227H122V228H123V234H125V236L129 235V237H131L132 235L129 234V232H128V234H126L127 232H126L125 228H126L127 226L124 224V225H125V228H124V226L121 225ZM138 224H139V222H138ZM138 224H136V226H137V227H140V225L138 226ZM1 225H2V224H1ZM1 225H0V226H1ZM6 225H3V226H6ZM8 225H10V224H8ZM8 225H7V228H8ZM11 225H12V223H11ZM11 225H10V226H11ZM21 225H22V224H21ZM21 225H20V226H21ZM75 225H76V224H75ZM75 225L73 224L72 227L75 226ZM78 225H76V226H78ZM88 225H89V224H88ZM100 225H101V224L99 223L98 227H99ZM106 225H107V223H106ZM109 225H110V223H109ZM109 225H107V226H109ZM113 225H114V224H113ZM116 225H117V224H116ZM132 225H133V223H132ZM132 225H131V226H132ZM42 226H43V225H42ZM47 226H48V225H47ZM56 226H57V225H56ZM76 226H75V228H76ZM103 226H104V225H103ZM103 226H100V228L103 227ZM107 226H106V227H107ZM111 226H112V225H111ZM17 227H18V226H17ZM69 227H71V226H69ZM72 227H71V228H72ZM79 227L81 228L80 225H79ZM106 227L104 226V229H106ZM115 227H116L115 225H114L113 227H111L112 229H113V228L115 229V230L113 229L114 232L117 230V228H115ZM132 227H133V229H134V225H133ZM145 227H146V226H144V230H143V231L146 232V230L148 231V229H146ZM7 228H6V229H7ZM12 228H13V227H12ZM58 228H59V227H58ZM60 228H61V227H60ZM62 228H63V227H62ZM71 228H68V229L70 230ZM75 228H74V229H75ZM82 228H83V227H82ZM82 228H81V229H82ZM87 228L90 229L91 227H88V226H87ZM94 228H96V227L94 226ZM108 228H109V227H108ZM111 228H110V229H111ZM135 228H136V227H135ZM147 228H148V227H147ZM153 228H154V227H153ZM153 228H152V227H151V228L149 227V229H152V230H151V235H148L149 237L147 236V237L149 238V241L151 240L150 238H151V236H152V232L155 230V228H154V229H153ZM157 228H159V226H158ZM1 229H2V228H1ZM8 229H9V228H8ZM8 229H7V230H8ZM10 229H11V228H10ZM10 229H9V230H10ZM15 229H16V228H15ZM23 229H24V228H23ZM46 229H47V228H46ZM76 229H77V228H76ZM84 229H86V228H84ZM96 229H97V230H96ZM96 229H95V230L91 229V230H92V233H93L94 236H93V235H90V238H92V239H97V237H99V236L101 235V233L99 232L98 228H96ZM110 229H109V230H110ZM129 229H130V227H129ZM145 229H146V230H145ZM2 230H3V229H2ZM7 230H6V231H7ZM13 230H14V229H13ZM20 230H21V229H20ZM29 230H28V231H29ZM49 230H50V229H49ZM51 230H52V229H51ZM60 230H62V229H60ZM60 230L58 229V233H57V231H56V232H51V231H50V232L48 233V234H49L48 236H49V238H50L51 240H47V239H49V238H47V237H46L47 239L44 238L45 235L41 236L42 233H41V235L36 234V235H38V236H36V238H32V237H31L32 239L30 240V242H31V243H29L30 245L27 244V246H29L28 248H26V247H27V246L25 245L26 243H24L25 246H24V245H20L21 247L18 248V249H19L18 251H16L15 249H12V250H15V252H13V251L11 252V247H9L7 244H6V245H7L8 247H6V248H5L6 245L2 246V247H4V248H3L4 251L8 252V254L4 255L5 252H4V253H2L3 251L0 252V259H1V262H0V263H3V264H94V263L97 261V258H98V257H96L95 255H97V254H96L97 251H98V253H99V251H100V250H99V249H100L99 246H100V245H99L98 247H96L98 244H96V241H95V240H89V239L86 237V234H85V236H84V233H85L84 230H83L84 232L81 230V233H83V235H80L81 233L78 234L79 232L74 233L75 231H74V232L72 231V234H73V233H74V235L77 234V237L75 236V238H76L77 240L81 241V242H84V243H86V244H87V242H88V244H89V242L91 243V244H89V246H90V245L92 246V247H90V249H89V251L91 250V251H90V254H91V255L89 254L88 256H86V255H83V254H82V256H81V254H74V253H73V254H70V253H68V252H70V251H67V253H66V252H65V253H66V255H67L68 257H66V258L64 257V258L66 259V261H65V259H64V262H63L62 260H59L58 258H57V259H58L59 261H57L56 259L54 260L53 258L49 260V259H48V255L53 254V253H51V252H52V249H51L50 247H49V248H48V247L45 248V247H44L45 245H49V246H52V247H66V249H74V246H73V245H75V243L72 245V243H70V242L67 240V238H68V237H66V236H67V233H66L65 231H64L63 233H59ZM77 230H79V229H77ZM113 230H110V231L106 230L108 233H110V237H107L106 233H105L106 236H104V234H103L102 236H103L104 238H111V235H112L111 231H113ZM136 230H139V229L136 228ZM141 230H142V228H141ZM141 230H140V231H141ZM160 230H161V229L159 228L158 231H160ZM10 231H11V230H10ZM37 231H36V232H37ZM62 231H63V230H62ZM62 231H61V232H62ZM101 231H104V232H105V230H103V228H102ZM130 231H133V230L130 229ZM140 231H139V232H140ZM161 231H163V230H161ZM161 231H160V232H161ZM3 232L5 233V231H3ZM47 232H48V231H47ZM67 232H68V231H67ZM86 232H87V231H86ZM89 232H91V231L89 230ZM89 232H88V233H89ZM117 232H118V234H120V235H119V238L121 239V236H122V235H121L120 231H117ZM134 232L137 233V231H134ZM134 232H133V236H132V237H134V234H135ZM149 232H150V230H149ZM156 232H157V231H156ZM15 233H16V232H15ZM24 233H26V232H24ZM31 233H30V234H31ZM38 233H39V232H38ZM64 233H66V236H65ZM115 233H116V232H115ZM131 233H132V232H131ZM143 233H144V232H143ZM146 233H147V232H146ZM146 233H145V235H146ZM164 233H165V232H164ZM164 233H161L162 236H165ZM5 234H6V233H5ZM8 234H9V233H8ZM20 234H21V232H20ZM22 234H23V232H22ZM22 234H21V235H22ZM27 234H28V233H27ZM30 234H29V235H30ZM33 234H31V235H33ZM63 234H64L65 237L63 236ZM140 234H141V232H140ZM147 234H148V233H147ZM149 234H150V233H149ZM158 234H159V232H158L156 235H158ZM10 235H12V231H11ZM13 235H14V234H13ZM18 235H19V231H18ZM88 235H89V234H88ZM108 235H109V234H108ZM114 235H115V237H116L117 234H114ZM130 235H131V236H130ZM137 235H138V233H137ZM142 235H144V234H142ZM172 235H173V233H172ZM172 235H171V236H172ZM174 235H175V234H174ZM0 236H2V235H0ZM4 236H6V235H4ZM14 236H15V235H14ZM16 236H17V235H16ZM46 236H47V235H46ZM68 236H69V235H68ZM91 236H92V237H91ZM125 236H122V237L124 238ZM2 237H3V236H2ZM7 237H8V236H7ZM69 237H70V236H69ZM72 237H73V236H72ZM112 237H113V236H112ZM115 237H114V238H115ZM129 237H128V238H129ZM143 237H144V236H143ZM145 237H146V236H145ZM155 237H156V236H155ZM155 237H152V238H153L152 240H155L154 242H156V240L158 239V238H157V239H154ZM159 237H161V235H160ZM174 237H176V236H172L171 238L173 239ZM28 238H29V237H28ZM75 238H74V239H75ZM123 238H122V239H123ZM126 238H127V237H126ZM128 238H127V239H128ZM134 238H136V237H134ZM138 238L140 239V237H137L136 240H138ZM2 239H3V238H2ZM69 239H70V238H69ZM127 239H126V241H127ZM141 239H142V237H141ZM159 239H160V238H159ZM24 240H25V239H24ZM26 240L28 241L29 239H26ZM26 240H25V241H26ZM99 240H101V239L99 238ZM114 240H115V239H114ZM128 240H129V239H128ZM131 240L134 241L135 239H130V241H131ZM143 240H144V239H143ZM145 240H146V239H145ZM145 240H144V241H145ZM164 240L167 241L168 239H164ZM6 241H7V239H6ZM21 241L23 242V239H22ZM25 241H24V242H25ZM71 241H72V240H71ZM74 241H75V240H74ZM97 241H98V239H97ZM102 241H103V240H102ZM102 241H100V243H101ZM105 241H106V240H104V242H105ZM108 241H110V239H107V241H106L107 244H108ZM122 241H123V240H122ZM132 241H131V244H129V246H128V244L126 243L127 246L124 245L125 248L130 247V245L132 246V244H133ZM147 241H148V240H147ZM147 241H145L146 243H143V242H139V243H140V244L143 243V245H144V244H146V245H147V244H152V245H153V243H154V242H153V243H150L151 241L147 243ZM168 241L171 242L170 239H169ZM175 241H176V240H175ZM178 241H179V240H178ZM182 241H183V240H182ZM182 241H181L180 243H182ZM184 241H185V240H184ZM17 242H18V241H17ZM28 242H29V241H28ZM111 242H113V241H111ZM116 242H118V235H117V240H116ZM116 242H115V243H112V244H116ZM120 242H121V241H120ZM137 242H138V241H136V243H137ZM160 242H162L163 244H169V243H170V242L167 243V242H165V241H163V240H160ZM176 242H177V241H176ZM176 242H175V243H176ZM186 242H187V241H186ZM186 242H184L185 245L188 244V243H186ZM8 243H11V240H10ZM20 243H21V242H20ZM20 243H19V244H20ZM76 243H77V242H76ZM78 243H79V242H78ZM100 243H99V244H100ZM106 243H103V244H106ZM118 243H119V242H118ZM123 243H124V241H123ZM129 243H130V242H129ZM156 243H157V244H154V245H157L156 247H157V249H158V245L161 246L162 243H159V242H156ZM177 243H178V242H177ZM180 243H179V244H180ZM88 244H87V245L83 244L82 247L85 245V246H87V248H88ZM95 244H96V246H95ZM119 244H121V243H119ZM119 244H118V245L116 244L115 246H119ZM134 244H135V243H134ZM137 244H138V243H137ZM137 244H136V245H137ZM140 244H138V245H140ZM171 244H172V243H171ZM190 244H193V243L191 242ZM190 244H189V245H190ZM9 245H12V243L9 244ZM14 245H15V244H14ZM14 245H13V246H14ZM16 245H18V244H16ZM138 245H137V247H138ZM141 245H142V244H141ZM143 245L140 246V247H143ZM182 245H183V243H182ZM182 245H181V246H182ZM185 245H184V246H185ZM189 245H186V246L189 247ZM22 246H24L25 248H22ZM101 246H102V250H103V249H104L103 247H104L105 245H101ZM112 246L115 247L114 245H112ZM121 246H123V244H121ZM134 246H135V245H134ZM170 246L173 247V244L170 245ZM174 246H177V244L174 245ZM186 246H185V247H186ZM191 246H192V245H191ZM75 247H76V246H75ZM80 247H81V246H80ZM82 247H81V248H82ZM144 247H145V246H144ZM144 247H143V248H144ZM147 247H148V245L146 246V249H147ZM156 247L154 246V248H156ZM162 247H166V246H162ZM168 247H169V246L167 245L166 249H167ZM13 248H14V247H13ZM15 248H16V247H15ZM81 248H80V249H81ZM83 248H84V247H83ZM106 248H107V247H106ZM116 248H118V247H116ZM123 248H124V247H123ZM138 248H139V247H138ZM148 248H149V247H148ZM160 248H161V247H160ZM160 248H159V249H160ZM170 248H171V247H170ZM173 248H174V247H173ZM175 248H176V247H175ZM178 248H180V247L178 246ZM192 248H193V247H191L190 249H192ZM3 249H2V250H3ZM16 249H17V248H16ZM54 249H55V248H54ZM112 249H113V248H112ZM114 249H115V248H114ZM130 249H131V248H130ZM135 249H136V248H135ZM139 249H141V248H139ZM149 249H150V248H149ZM162 249H163V248H162ZM176 249H177V248H176ZM180 249H181V248H180ZM180 249H177V250H180ZM183 249H185V248L183 247ZM190 249H187V251H189ZM76 250H77V249H76ZM106 250H107V249H106ZM119 250H120V249H119ZM121 250H122V249H121ZM128 250H129V249H128ZM128 250H127V252H128ZM131 250H132V249H131ZM131 250H130V251H131ZM133 250H134V248H133ZM133 250H132V252H133ZM151 250H152V249H151ZM169 250H170V249H169ZM53 251H54V250H53ZM60 251H61V250H60ZM82 251H84V250H82ZM87 251H88V250H87ZM89 251H88V252H89ZM109 251H110V249H109ZM112 251H113V250H112ZM112 251H110V252H112ZM115 251H117V249L114 250L113 252L115 253ZM122 251H123V250H122ZM139 251H140V250H139ZM144 251H146V250L144 249ZM148 251H149V250H148ZM155 251H156V250H155ZM155 251H153V252H155ZM174 251H175L174 253L178 254V251H176V250H174ZM182 251H183V250L181 249L180 252H182ZM187 251H185L186 254L188 253ZM54 252H55V251H54ZM62 252H63V251H62ZM101 252H102V251H101ZM110 252H109V253H110ZM117 252H118V251H117ZM132 252H131V253H132ZM134 252H135V251H134ZM136 252H138V251H136ZM141 252H143V251L141 250L139 253H141ZM150 252H151V251H150ZM153 252H151V253H153ZM161 252H164V253H165V251H163V250H162V251H158V250H157V252H155V253H161ZM190 252H192V251L190 250ZM49 253H50V254H49ZM63 253H64V252H63ZM105 253H107V252H105ZM119 253H120V252H119ZM122 253H123V252H122ZM129 253H130V252H129ZM144 253H145V252H144ZM169 253L172 255L173 252H172V251H171V252H170V251L168 252V250H167V254H168V255H169ZM183 253H184V252H183ZM126 254H128V253H126ZM141 254H142V253H141ZM180 254H182V253H180ZM180 254H179V255H180ZM184 254H185V253H184ZM188 254H190V255H186V256H190V258H192L191 255H193V253H188ZM63 255L65 256V254H63ZM128 255H129V254H128ZM128 255H127V256H128ZM131 255H134V253L131 254ZM143 255H145V254H143ZM150 255H151V254H150ZM153 255H154V254H153ZM60 256H62V253L59 252V251H58V252L56 251V253H55V257H60ZM120 256H122V254H121ZM120 256H119V257H120ZM147 256H148V255H147ZM147 256H146V257H147ZM164 256H166V255H163V254H161V256H158V255H157V257H158V258H157V257H156V254H155V257L157 258V260H156V261H157V264H158V263L161 264L163 261H165V260H164ZM173 256H175V255L173 254ZM177 256H178V255H176V257H177ZM184 256H185V255H183V257H184ZM186 256H185V258H186ZM129 257H130V255H129ZM150 257H151V256H150ZM155 257H152V258H155ZM167 257H168V256H167ZM167 257H166V258H167ZM178 257H179V256H178ZM181 257H182V255H181ZM124 258H126V257H124ZM127 258H128V257H127ZM169 258H170L171 260H174V259H175V257L173 258V257H171V256H170ZM169 258H168V260H169ZM172 258H173V259H172ZM185 258H184V259H185ZM187 258H188V257H187ZM190 258H188L189 261H186V264H192V262H194L195 259L193 258V261H190V260H192V259H190ZM142 259H143V258H142ZM148 259L150 260L151 258H148ZM180 259H181V258H180ZM153 260H154V259H153ZM177 260H178V258H177ZM181 260H182V262H183V259H181ZM185 260H187V259H185ZM98 261H99V260H98ZM141 261H143V260H141ZM141 261H140V262H141ZM154 261H155V260H154ZM158 261H159V262H158ZM175 261H176V260H175ZM179 261H180V260H179ZM150 262H151V260H150ZM166 262H167V260H166ZM177 262H178V261H177ZM148 263H149V262H148ZM153 263H154V262H153ZM153 263H152V264H153ZM163 263H165V262H163ZM174 263H175V262H174ZM98 264H99V263H98ZM146 264H147V263H146ZM154 264H155V263H154ZM165 264H166V263H165ZM168 264H173V261H172L171 263H168ZM177 264H179V263H177ZM180 264H183V263H180ZM193 264H194V263H193ZM195 264H196V263H195Z\"/></svg>",
  "mask_w": 264,
  "mask_h": 264
}]
</instances>
